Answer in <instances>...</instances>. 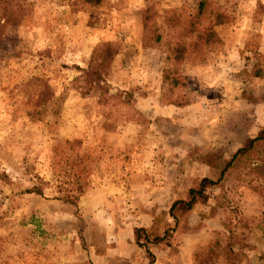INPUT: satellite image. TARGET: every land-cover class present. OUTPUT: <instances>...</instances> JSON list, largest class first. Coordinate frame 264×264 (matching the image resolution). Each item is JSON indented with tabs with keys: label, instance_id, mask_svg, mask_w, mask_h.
Returning a JSON list of instances; mask_svg holds the SVG:
<instances>
[{
	"label": "rangeland",
	"instance_id": "rangeland-1",
	"mask_svg": "<svg viewBox=\"0 0 264 264\" xmlns=\"http://www.w3.org/2000/svg\"><path fill=\"white\" fill-rule=\"evenodd\" d=\"M197 1L0 0V264H264L254 158L175 225L168 214L219 175L206 156L229 158L264 126V76L253 75L264 70V0H211L226 18L219 41L175 61L173 18L185 22ZM103 41L117 53L86 91L74 78ZM165 69L180 77L171 90ZM79 184L74 202L59 198ZM135 227H173L148 245L151 263Z\"/></svg>",
	"mask_w": 264,
	"mask_h": 264
},
{
	"label": "trees",
	"instance_id": "trees-1",
	"mask_svg": "<svg viewBox=\"0 0 264 264\" xmlns=\"http://www.w3.org/2000/svg\"><path fill=\"white\" fill-rule=\"evenodd\" d=\"M210 1L211 0H198L193 14L190 15L185 22L179 23L177 18H173L178 27L176 34L179 35V39L170 48L175 61L179 59L182 60L187 50L195 52L201 48L216 44L219 41L213 30V26L221 23L223 19L226 18L223 12L218 10V7L212 5ZM205 20L207 21L204 22ZM2 26L3 23H0V28ZM160 38V34H157L155 31L153 34V41L158 42ZM116 53L117 47L109 41L96 44L92 49L87 67L82 70L79 77L74 78V81L80 80L81 85L86 87V91L94 87H100L99 82L104 81L107 68ZM253 75L263 77L264 70H262V68H257L253 71ZM162 78L163 81H167L170 90L180 83L179 74L172 70L165 69ZM44 88L45 90L48 89L47 86ZM99 90L101 93L105 92V88H99ZM263 144L264 126L255 136L246 138L245 141L233 151L229 158L221 159L212 154L206 156L204 158L205 162H203L217 168L219 175L215 179L202 177L194 186L188 188L185 197L175 199L170 203L168 214L173 219V224L175 225L178 218L189 212L195 204L204 201L207 197L206 190L218 182L228 167L238 164V162L245 160L249 161V158H254V163L256 164L249 168L254 171L256 175H260L264 183V148H261ZM67 190L68 189L62 191L59 198L67 202H74L77 196L82 192L83 186L81 184L77 185L76 190L73 189V192ZM27 191L36 194L41 193V189L38 185L32 186L27 189ZM172 230L173 227H170L165 229L162 234H156L149 232L143 227H135L133 229L134 242L137 246L144 249L145 254L149 257V263L152 262V253L148 245L152 243H168ZM228 244H230V242H228Z\"/></svg>",
	"mask_w": 264,
	"mask_h": 264
}]
</instances>
